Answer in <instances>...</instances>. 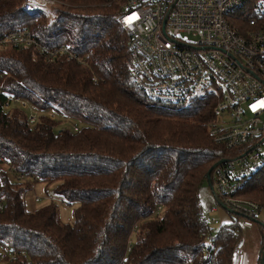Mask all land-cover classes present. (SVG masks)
<instances>
[{"label": "trees", "instance_id": "obj_1", "mask_svg": "<svg viewBox=\"0 0 264 264\" xmlns=\"http://www.w3.org/2000/svg\"><path fill=\"white\" fill-rule=\"evenodd\" d=\"M22 1L0 0V36L27 27L51 48L92 54L86 66L0 48L4 89L41 111L31 124L25 108L6 111L0 97V158L14 173L0 167V250L26 252L8 264H235L243 215L221 224L210 248L201 203L210 168L234 153L209 132L212 98L165 103L135 83L119 1L67 0L76 7L32 13ZM256 2L246 0L231 25L243 32ZM35 183L78 202L74 220H61L54 201L30 209L25 196ZM239 194L264 209V163Z\"/></svg>", "mask_w": 264, "mask_h": 264}, {"label": "built area", "instance_id": "obj_2", "mask_svg": "<svg viewBox=\"0 0 264 264\" xmlns=\"http://www.w3.org/2000/svg\"><path fill=\"white\" fill-rule=\"evenodd\" d=\"M245 2L126 0L116 20L130 36L128 46L134 61L131 77L150 98L173 104L212 98L214 119L209 132L215 143L234 151L220 159L212 171L214 192L234 212L256 218L261 205L239 193L264 163V0H257L252 6L242 32L230 20L239 17ZM60 7L76 5L65 0L21 2V9L29 13ZM12 46L30 47L34 54L49 61L65 55L86 66L92 54L90 51L78 55L68 44L51 48L27 27L0 36V48ZM0 97L4 98L2 106L6 111L16 105L28 106L24 99L4 89L1 73ZM45 113L56 117L53 111ZM37 118L35 112L31 113L30 123L34 124ZM0 167L13 173L10 164L1 158ZM16 177L28 180L24 174ZM36 201H42V197L37 196ZM216 204L219 205L218 200ZM4 206L0 196V210ZM217 209L215 205L211 207V211ZM212 221L220 223L216 218ZM216 238L211 228L207 240L210 248H214ZM243 252L239 247L235 255ZM25 254L24 250L13 248L0 250V264L16 261Z\"/></svg>", "mask_w": 264, "mask_h": 264}, {"label": "rangeland", "instance_id": "obj_3", "mask_svg": "<svg viewBox=\"0 0 264 264\" xmlns=\"http://www.w3.org/2000/svg\"><path fill=\"white\" fill-rule=\"evenodd\" d=\"M114 1H119V5L121 7V5L126 0H113V2ZM97 5H103V4H97V3L96 4L94 3L86 4V6L88 7L97 6ZM72 6L74 5L72 4ZM37 57L38 56L34 54V58H37ZM27 105L28 106L27 108H25V110L28 112V115H31V113H34V112L37 116L40 114L41 111L36 110L29 103H27ZM16 107H19V106L16 105ZM54 188H55V185L46 186L43 183H35L32 186V189L28 191L25 196L28 207L30 209H34L39 206L45 205L51 202L49 197L53 196L55 198L53 201L58 203L59 205L58 212H59V216L61 220L66 221V222H72L74 220L73 211L75 207L78 206L79 203L78 202H73L72 204L64 203L62 199L59 196H57V194L54 192ZM200 195H201V203L203 206L204 214L209 220L210 225L215 230V232L221 224L225 222H229L234 217H236V214L234 212L232 213L229 212L227 209H225L220 204L217 206L216 196L214 194L213 189L210 186L208 179L202 185ZM37 196L42 197V201L40 202L36 201ZM213 205L218 207L217 211L215 212L211 211V207ZM213 218L218 219L220 223L217 225L214 224V222L212 221ZM239 219H240V222L243 228V235H242V239H241L239 247L243 249L245 254L241 256H236L235 264H260L261 252H262V242H263V233L260 228V225L264 226V209H261V211L259 212L257 216V220L243 217V216H241Z\"/></svg>", "mask_w": 264, "mask_h": 264}, {"label": "water", "instance_id": "obj_4", "mask_svg": "<svg viewBox=\"0 0 264 264\" xmlns=\"http://www.w3.org/2000/svg\"><path fill=\"white\" fill-rule=\"evenodd\" d=\"M217 163L218 162H216L211 168H210V170H209V172H208V180H209V183H210V186H211V188L213 189V191H214V188H213V182H212V171H213V169H214V167L217 165ZM214 194H215V192H214ZM215 196H216V194H215ZM216 199L218 200V202H219V204L221 205V206H223L225 209H227L228 211H231V212H234L233 210H231L229 207H227L219 198H218V196H216ZM234 213H236V212H234ZM260 264H264V249L262 250V255H261V262H260Z\"/></svg>", "mask_w": 264, "mask_h": 264}, {"label": "crops", "instance_id": "obj_5", "mask_svg": "<svg viewBox=\"0 0 264 264\" xmlns=\"http://www.w3.org/2000/svg\"><path fill=\"white\" fill-rule=\"evenodd\" d=\"M243 254H245V252L244 253H242V254H240L239 256H241V255H243ZM236 258V257H235Z\"/></svg>", "mask_w": 264, "mask_h": 264}, {"label": "bare ground", "instance_id": "obj_6", "mask_svg": "<svg viewBox=\"0 0 264 264\" xmlns=\"http://www.w3.org/2000/svg\"><path fill=\"white\" fill-rule=\"evenodd\" d=\"M239 256V255H238Z\"/></svg>", "mask_w": 264, "mask_h": 264}]
</instances>
